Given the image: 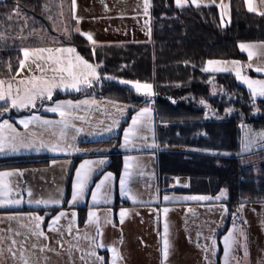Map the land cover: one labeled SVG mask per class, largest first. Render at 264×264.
<instances>
[{"label": "trees", "instance_id": "trees-1", "mask_svg": "<svg viewBox=\"0 0 264 264\" xmlns=\"http://www.w3.org/2000/svg\"><path fill=\"white\" fill-rule=\"evenodd\" d=\"M70 3L0 0V79L17 74L21 49L75 47L88 62L100 65L101 77L153 85L156 95L152 99L138 96L115 80L103 82L100 89L104 96L136 109L153 100L158 121L167 126L158 130L159 141L169 147L159 154L162 187L168 188L173 178L186 177L189 186L182 195L207 196L213 202L226 190L229 222L232 211L241 204L263 203L264 168L255 174L244 167L238 154L241 124L264 130V100H253L233 74H212L201 69L208 60L245 62L238 45L264 42V16L248 12L242 0H232L230 24L223 26L217 7L179 9L174 0H151L150 43L96 46L75 32ZM62 5L67 33L60 19ZM215 86L219 91L216 94ZM232 96L237 98L233 100ZM202 99L208 107L199 103ZM116 138L97 143H112ZM40 159L8 158L0 160V169L46 164ZM111 160L109 167L118 174L122 164L119 154ZM56 213L40 212L45 215V225ZM84 222L85 214L80 212V225Z\"/></svg>", "mask_w": 264, "mask_h": 264}, {"label": "crops", "instance_id": "crops-1", "mask_svg": "<svg viewBox=\"0 0 264 264\" xmlns=\"http://www.w3.org/2000/svg\"><path fill=\"white\" fill-rule=\"evenodd\" d=\"M112 1L114 3H121L122 5H133L136 3L139 5L144 3V0H99L97 4L101 8H104L102 6L112 3ZM242 1L248 11L245 0ZM70 2L72 19L76 22L75 32L79 35H81V32L91 33L93 38H97V40H95L96 46L150 43L152 40L151 7L150 16L146 19L147 23L137 16V14L140 13L139 9L135 8L125 10L126 14L122 16L123 20L117 25L115 24L117 20H114V30H111V32L118 30L121 33L118 34L121 39H116L111 38L112 36L108 33V31H110V26L106 25L107 19L101 18L98 13V18L93 17L97 15L95 14L96 12L100 11V9L96 10L95 8V0H76L74 11L72 9V0H70ZM231 2L232 0H215V3L210 6L218 8L223 26L230 24ZM208 3H211V0H202L201 7H204L203 5ZM220 3H224L228 6L227 15H229V21L225 24L222 22L223 16L221 15V10L217 6ZM254 3L257 5L259 11H264V4H261L260 0H254ZM190 6L195 7L190 3L186 7ZM103 10L104 9H101V12H103ZM65 12L62 5L60 7V19L64 23V28H68ZM250 13L258 14L257 12ZM76 29H79V32H77ZM149 29L151 30L150 34ZM84 38L86 39V37ZM243 44L254 45V47L250 49L254 55L250 61L247 52L242 51L238 45L240 53L246 58V61L242 62L241 71L246 72L247 75L252 78L264 79V73H258L254 70L255 66L264 63V42H248ZM36 48L27 49L31 51ZM22 56L23 52L21 51V57ZM249 63L253 64V68L246 67ZM101 81L103 83L110 80L101 77ZM117 81L119 80H115V82ZM214 90L218 91V88H214ZM81 98L82 97L79 96V98L73 101L77 102L81 100ZM96 99L97 102H102L100 105L96 104L97 114L101 111L103 113L109 108V104H103L105 99L102 97ZM55 101L56 99L52 98L51 101L43 102L44 104L54 105ZM109 102L112 103V101ZM2 106L3 102L0 101V107ZM150 106L153 109L157 129L156 138L158 149L155 154L157 157L158 191L162 193V195L170 198V201H165V206L169 209L168 213L165 215L163 211L165 208L161 206L145 207L146 214L144 217L138 219L140 222L139 225H146L143 219H148L150 221L152 218V221H150V223L148 222L146 225L147 231L145 237L141 238L136 244L132 242L137 227V222L133 214L135 211H139L140 208H135L136 205L131 204L132 202L129 201L128 197L122 196L120 189H118V195L115 197V191H112L111 187L107 186V183L105 187L101 189V192L98 194L97 202L94 204L91 198V192L93 190H89L88 186L82 199L75 205L69 204L72 197L76 169L79 167V164L76 163V161L79 160V158L76 157V151H74V153L51 152L46 148L40 149L39 151L34 148H22L18 152L5 151L0 153V160L8 158L41 157L40 160H44L46 164L23 169L4 166L0 169V171H19L23 173L22 176L14 175L8 178L12 187L10 198L21 199L23 202L20 205L0 206V264H23L24 259L27 260L28 264H99L94 257L88 255V253L93 250V241L96 243L102 242L106 246L95 249L97 255L105 258V264H111L112 253L108 250L111 247H115L122 257V259L118 261V264H127V262H129L128 264H134L137 262V258L142 260L143 264H177L176 260H180L179 253L181 252H183L182 260H184V264H218L219 258V264H224V247L222 245L221 257L218 256V247H215L214 252L212 250V238L217 235L218 232L221 233V235L224 232L221 237L222 244L223 237L233 228L234 224L236 227L234 237L237 243L231 251L234 254L231 264H264V202L241 204L243 207L240 205L236 208L240 214V218L237 223H233L232 221L229 222L230 212L226 203L227 197L223 201L215 200V202H213L212 199L199 201L175 199L174 197L177 196H186L181 194V192L186 190L189 186V180L186 177L173 178L168 188L162 187L159 177V154L169 147L167 144L161 143V145H159L158 130L161 127L167 126L158 121L157 110L153 100H151ZM100 107L103 108L100 109ZM4 113L7 116L0 118V123L7 120L21 133H26V130L19 121L26 120L33 115H38L43 119L53 121L60 119L58 113L43 112L36 109L34 111L27 110L26 112H17L15 109L9 108V110ZM74 114L84 117L83 121L80 123L81 126L78 125L77 120L73 121L77 127L83 129L80 133L83 134V132L86 131L92 132L94 128L93 116L88 111L86 115H82V113L78 111H75ZM103 126L104 118L102 117L99 119V127ZM89 128L91 131H89ZM240 128L241 147L240 153L238 154L239 159L242 161L244 167L258 174L264 168V142H258L252 145L249 150H246L245 138L250 133H258L262 130L255 129L250 124L245 123L241 124ZM71 130V128L68 129L67 134H69ZM27 131H37L40 138L46 141L55 142L56 140V137H53L50 132L35 129L32 125L29 126ZM56 131L58 132L59 129L57 128ZM80 133L75 135L76 141H73L75 143V148H83L85 152H92L90 154H93L97 158H102L103 160L110 159L111 161L114 156L111 147H106L109 146L108 144L97 143L106 139H93V136H86L83 139L81 135L80 139H83V141H80ZM159 146L161 149H159ZM83 157H87V155ZM108 164L109 163L105 164L102 169L100 166L95 168L92 179L96 176L94 178L96 183L100 181V172H103ZM29 191L32 193L31 197L28 196ZM106 196L110 199V203H104V198ZM30 199L33 201L31 204L28 202ZM39 199H59L62 202L59 205H49L45 207L43 205L38 206L34 203V201ZM138 205L140 204L138 203ZM225 208L227 209L226 212L224 211ZM122 209L126 210L123 222H121L120 219V212ZM156 209V214H153V211ZM178 209H182L183 213H181V215H176ZM42 211L44 213L57 211L53 217L58 215L61 211L66 212L68 215L61 218V220L54 225L57 231H49L48 225L52 222L53 217L47 222V225H45V215L40 214ZM90 211L95 212L99 218V234L97 232V224L88 223V213ZM72 212L76 213L74 222L71 215ZM80 212L85 214V222L83 225H80ZM34 216L44 217L41 229L44 231L45 237H47L46 239L33 235V232L36 231L35 225L37 223V221L33 219ZM157 218H159V220H157ZM180 218L181 221H179ZM109 221L111 222L109 223ZM70 222L71 232L68 230ZM165 222H167L169 228L168 239L170 244L169 256L166 262L163 260V233ZM176 230L182 231V234L176 232ZM241 232L244 234L243 236ZM245 236L246 240L244 239ZM136 237L137 235H135V238ZM13 241L16 243L13 244ZM203 243L207 246V254H204L206 246L203 245L202 252L198 249L200 244L202 245ZM239 243L241 244L239 245ZM245 245L248 252L246 257L244 255ZM239 248L243 251L241 257L239 256L240 252H237ZM9 249H11V251H9ZM13 253H15V255H13ZM22 256L23 259L21 258ZM191 256H193V259H190Z\"/></svg>", "mask_w": 264, "mask_h": 264}, {"label": "snow or ice", "instance_id": "snow-or-ice-1", "mask_svg": "<svg viewBox=\"0 0 264 264\" xmlns=\"http://www.w3.org/2000/svg\"><path fill=\"white\" fill-rule=\"evenodd\" d=\"M194 5L196 8L202 6V0H175L176 7L183 9L188 4ZM215 3V0H211V3L204 4V7H210ZM247 9L249 12H257L259 15L264 16V11H259L257 5L254 3V0H245ZM261 4H264V0H260ZM221 10V15L227 14L228 6L224 3L217 5ZM76 0H72V9L75 10ZM150 8L149 0H144V14L148 15ZM18 14V12H17ZM11 19V15L8 17ZM147 23V22H146ZM79 32V29H76ZM149 29V34H150ZM82 36L86 37L93 45L96 44V41L93 40L91 33H80ZM2 38V36H0ZM240 49L246 51L249 60L251 61L254 53L250 50L254 45L250 44H240ZM23 52L24 59L19 61V68H25V61L31 56L32 62L36 64V67L41 70L43 73L40 76L33 75L29 78L19 80L14 87L11 81H6L5 79H0V101L3 102V106L0 107V111H8L9 108L24 109V108H36L37 101H41V106L43 107V101H51L54 91L57 89L67 90L72 89L77 92L81 91L82 86L91 88L94 86L95 82L101 80V76L98 73L97 69L100 65H93L89 63L83 56H81L74 47H57V48H36L29 50L27 48L21 49ZM37 61H42L46 67L42 66ZM231 65V67H229ZM247 68H253V64L249 63L246 65ZM254 70L258 73H264V63H261L255 66ZM9 71H11V66L9 65ZM51 72V75H47V72ZM201 71L206 73H218V72H234L238 80L247 86L250 90V94L255 100V97H264V79H252L247 75H242L240 62L239 61H220V60H208L207 66L203 67ZM12 79H15L13 77ZM104 79L115 80L116 77L107 76ZM119 83L122 85H130V91L134 90L135 93L145 97L153 98L156 93L153 91V85L147 82H141L139 80H119ZM175 103V100L172 101ZM89 101H78L74 103L71 100L68 101H59L55 102L54 106L46 107L45 111L58 113L60 119L53 121L43 119L38 115H33L26 120H21L19 123L23 125L26 133H21L17 131L12 124L7 120L0 123V153L5 151L18 152L20 149H40L46 148L51 152H64L68 153L71 151H80L78 148H74L71 143L67 142V130L74 129L76 133L83 131L82 128H77L74 120H83L84 117L77 116L74 114L81 104H88ZM94 103V101H93ZM200 104L208 107L206 102L202 99L199 101ZM255 106V105H254ZM117 112L123 116L127 111V106L115 105ZM230 112L231 109H228ZM119 121L114 120L112 126H109L106 131L111 132L113 127L118 125ZM32 125L35 129L42 131L50 132L53 137H56L55 142L46 141L38 135L37 131L28 132L29 126ZM153 125V109L149 106H145L135 111V114L131 116V124L129 127L124 129V145L127 147L134 138H140L147 140L146 136H140V133L144 130H151ZM59 129L57 132L56 129ZM74 140L75 137L73 136ZM264 142V131L258 133H250L245 138V149L249 150L252 145ZM154 146V145H153ZM133 157H125V171L124 175L120 178V191L121 195H128V198L132 199L135 202V197L131 195L129 190H126V183L131 176L129 171L130 160H133ZM105 160H84L80 166L76 169L75 180L73 183L72 197L69 202L70 205H75L80 199L85 195L86 190L88 189L89 183L92 181L93 174L95 172L94 164L103 165ZM14 175H23L22 172H12V171H0V206L4 205H20L23 201L21 199H12V187L9 183L8 178ZM113 179L112 173H107L103 176L98 183L95 184V190L91 192V198L95 204L98 199V194L101 192L107 182ZM32 193L29 191L28 196L31 197ZM226 196L225 191H221L220 194L215 198L216 200H221ZM165 201L169 200L168 196L164 197ZM186 200H209L210 197L207 196H192L184 197ZM30 204L33 201L30 199L28 201ZM59 199H39L34 201L36 205H43L45 207L49 205H59L61 204ZM104 203H110V199L106 196L104 198ZM243 207V205H241ZM165 215L168 213L169 209L165 208ZM226 212L227 209L225 208ZM68 214L64 211L59 212L58 215L52 218V222L48 225L49 231H57L54 227L61 218L66 217ZM73 222L75 221L76 213L72 212ZM126 215V210H121L120 219L123 222L124 216ZM33 219L37 221L35 228L36 231L33 232V235L37 237H45L44 231L41 229V224L44 221L42 216H34ZM111 221H109L110 223ZM88 223L97 224V232L100 233L99 228V218L95 212L90 211L88 213ZM69 232H71V222L69 224ZM236 231L235 224L233 228L230 229L227 234L223 237V247H224V264H229V256L231 251L234 248V245L237 243L236 238L234 237V232ZM169 228L167 222L164 224V233H163V260L166 262L169 256ZM241 235L244 234L241 232ZM246 240V236L244 237ZM16 242L13 241V244ZM106 247L102 242L96 243L93 241V250L88 253L89 256L94 257L99 264H105V258L103 256L97 255L95 249ZM216 240L212 238V250L215 251ZM245 257L248 255L246 245L244 246ZM43 250V249H41ZM112 253L111 264H118V261L122 259L119 251L115 247L108 249ZM207 251V246L205 247ZM11 251V249H9ZM15 255V253H13ZM23 259V256L21 257ZM83 259V257H82ZM23 264H28L27 260H23Z\"/></svg>", "mask_w": 264, "mask_h": 264}, {"label": "rangeland", "instance_id": "rangeland-1", "mask_svg": "<svg viewBox=\"0 0 264 264\" xmlns=\"http://www.w3.org/2000/svg\"><path fill=\"white\" fill-rule=\"evenodd\" d=\"M97 1H99V0H97ZM97 1L95 0V3H96L95 8H96V10L100 9V11L96 12L95 14L98 13L101 16V18L108 20L106 25L110 26V28H109L110 31H108V33H110V35L112 36L111 38L121 39L118 36V34H121L118 30H116L114 32H111V30H114L113 29L114 20H117V23H115L116 25L123 20L122 16L126 14L125 10L133 9V8L139 9L140 14H137V16L140 17L141 20H143L144 22H146V19H148V17L150 16V8L148 11V15L144 14V3H141L139 5H138V3L133 4V5L132 4L131 5H122L121 3H114L112 1V3L105 4V6H102L104 8H101L97 4ZM149 3H150V7H151V0H149ZM101 9H104L103 12H101ZM98 14L94 15L93 17L98 18L97 17ZM222 18H223L222 19L223 24H225L227 21H229V15H227V14L223 15ZM60 29L63 30V28L61 26H60ZM54 30L57 31V27L54 28ZM67 32H68L67 28H64V33H67ZM93 40H97V38H93ZM48 47L57 48L54 46H48ZM48 47H44V48H48ZM23 59H24V56H22L21 60H23ZM32 59L33 58L30 56L28 58V60L25 61V65H26L25 68H23V69L19 68L18 69L17 74L14 76L15 79L10 78V79H5V80L11 81L13 86L15 87L19 80L29 78L33 75H36V76L42 75L43 73L41 72V70L39 68L36 67V64L32 62ZM228 62H231V61H228ZM239 62H240V67L242 69V62L241 61H239ZM36 63H39L42 66L46 67V65L42 61H37ZM206 66H207V64H206ZM229 67H231V65H229ZM97 71L99 73V68L97 69ZM223 73H229V72H218V73H212V74H223ZM230 73H232L235 76L234 72H230ZM47 75L50 76L51 72L50 71L47 72ZM242 75H247V73L242 72ZM247 76L250 77L249 75H247ZM235 78H236V76H235ZM250 78H252V77H250ZM252 79H256V78H252ZM236 81L238 84L242 85L250 94V90L247 88V86L245 84H243L237 78H236ZM118 82L119 81H117V83ZM99 84L102 85L101 80L99 82H95L94 86L91 88H88L86 86H82L81 91H79V92L72 90V89H67V90L57 89L54 91L52 98L56 99L55 102H59V101H68V100L73 101L74 99L76 100V98H79V96H81L82 97L81 100H78V101H84V100L89 101L88 104H81L80 107L75 111L81 112L82 115H86V112L88 111L93 116L92 120L94 121V125H93L94 128L92 129V132L86 131V132H83V134L80 133L79 139H80L81 135H82L83 139L86 136H93L94 137L93 139L102 138V139H106V140H112L113 137L114 138L118 137V139L117 138H116V140L114 139L112 143H106L109 145L106 147H111V151H113L114 155L119 154V157L122 160V164H121V168H120L119 173L117 174L116 171H113L109 167L111 164V161H112V160L110 161V159H105V163L103 165H96V164L93 165L94 168H96L97 166H100V168L102 169L105 164L109 163L108 166L106 167V169L103 172H100L99 175H100V179H102L103 176L107 173L113 174V179L111 181L107 182L108 183L107 186L111 187L112 191H115V197H117L118 191H119L118 189H120V183H119L120 178L124 175L125 157L130 156V157L134 158L133 160H130L128 162L130 164L129 171L131 172V176L128 179L125 187H126V190H129L131 195L135 197V202H133V200L129 198V201L132 202L131 204L136 205L135 208H140L139 211H135V213L133 214V217H134L135 221L137 222V227L135 229V234H134V237L132 238V240H133L132 242H135L137 244L138 241L141 238H144L146 235L147 223L148 222L150 223V221H152V218L150 221L148 219H143V222L146 225H143V224L139 225L140 222L138 221V219L144 217L146 214V211L144 208L145 207H156V206H161L163 208H166L165 199H164L165 196L162 195V193H160L158 191L157 157L155 154V152H157V149H158V144H157V138H156L157 137L156 136L157 129H156V125H155V116L153 114L152 129L151 130L144 129L140 133V136H146L147 140H143L140 138H134L132 140V142L127 147L123 146L124 145V135H123L124 129L129 127V125L131 124V116L135 114V111H137V109L132 104L124 103V102H121L117 99H114V98L112 99V98L104 96L102 94L103 91H101V89H100L101 85H99ZM119 85L122 87L130 88V85L126 86V85H122L120 83H119ZM132 91H134V90H132ZM216 91L217 90H214L215 94H216ZM137 95L140 97H143L139 94H137ZM95 97L96 98L102 97L103 99H105L103 101V104H109V108L106 109L103 113L101 110H100L101 111L100 113H98V114L96 113V109H97L96 104L100 105L102 102H99V101L97 102V99ZM236 98H237L236 96L231 97V99H233V100H235ZM259 99L264 100V97H255V100H259ZM44 101L48 102V100H44ZM93 101H94V103H93ZM109 101H112V103H110ZM73 102L76 103V101H73ZM150 103L151 102H149V104H147L146 106L151 107ZM43 105L44 106L42 107L41 101L38 100L36 108L29 107V108H24V109H16V108H13V109H15L17 112H26L27 110L34 111L35 109L38 111L40 110V111L46 112L45 111L46 107L54 106L51 104H46V103L44 104V102H43ZM115 105L127 106L126 113L123 116H121L117 112ZM102 108L103 107H100V109H102ZM5 116H7V115L4 113V111H0V118H4ZM102 117L104 118V126L99 127V119ZM114 120H118L119 124L114 126L113 130L111 132L106 131V129L109 126H112ZM81 121H83V120H77L78 125H80ZM77 128H79V127H77ZM72 130H73V133H72ZM72 130L69 134H67V142L71 143L75 148L74 142L76 140L75 139L73 140L72 137L73 136L75 137V135H77V133L75 132L74 129H72ZM89 131H91L90 128H89ZM83 139H80V141H83ZM78 142H79V140H78ZM159 145H161V142L159 143ZM159 149H161L160 146H159ZM71 153H74V151H71ZM90 153H92V152H88V151L85 152L83 148H80V151H76V157L79 158V160L76 161V163L79 164V166H80V164L84 160H92V161L103 160L102 158H97L96 156H94L93 154H90ZM84 155H87V157H83ZM255 174H257V173L255 172ZM95 177L96 176H94V178ZM94 178L92 179V181L90 182V185H89V190H93V191L95 190V184H96V182L94 181ZM223 191L226 192V190H223ZM122 196L128 197V195H122ZM184 197H188V196H177L174 198L178 199V200H186V199H183ZM226 197H227V192H226V196L223 197L220 201H223ZM167 201H170V198ZM138 203L140 205H138ZM156 211H157V209L155 211H153V214H156ZM181 213H183L182 209H178L176 211V215L177 214L181 215ZM157 220H159V218H157ZM179 221H181V218ZM176 232L182 234V231L176 230ZM135 235H137L136 238H135ZM221 237H222L221 233H219V232L217 233V235H215L213 237V238H215V240L217 239L216 246L218 247L217 248L218 256H220L221 248L223 245V243L221 244ZM240 244L241 243H239V245ZM203 245L206 246V244L203 243L202 245L200 244V247L198 248L200 252H202ZM237 252H240L239 256L241 257L243 251H241L239 248V251H237ZM176 253H177V251H176ZM182 254H183V252L179 253L180 260L179 261L176 260L177 264H184L185 263L184 260H182L183 259ZM204 254H207L206 250H205ZM233 258H234V254L231 252L230 256H229V264H231V261L233 260ZM190 259H193V256H191ZM128 263L129 262H127V264ZM134 264H143V263H142V260L137 258V262H135Z\"/></svg>", "mask_w": 264, "mask_h": 264}, {"label": "built area", "instance_id": "built-area-1", "mask_svg": "<svg viewBox=\"0 0 264 264\" xmlns=\"http://www.w3.org/2000/svg\"><path fill=\"white\" fill-rule=\"evenodd\" d=\"M262 182L264 183V180H262ZM240 218V214L238 213V211L235 209L232 211V217H231V221L233 223H237L238 219Z\"/></svg>", "mask_w": 264, "mask_h": 264}]
</instances>
